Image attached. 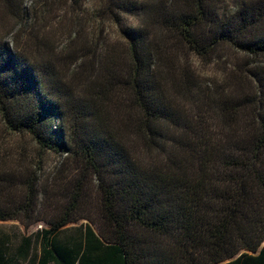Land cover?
I'll list each match as a JSON object with an SVG mask.
<instances>
[{"label": "trees", "instance_id": "16d2710c", "mask_svg": "<svg viewBox=\"0 0 264 264\" xmlns=\"http://www.w3.org/2000/svg\"><path fill=\"white\" fill-rule=\"evenodd\" d=\"M24 5L1 1L2 121L62 160L44 185L0 170V222L46 225L1 234L0 264H264V0H102L121 35L61 49ZM189 51L233 59L207 79Z\"/></svg>", "mask_w": 264, "mask_h": 264}, {"label": "rangeland", "instance_id": "374dc122", "mask_svg": "<svg viewBox=\"0 0 264 264\" xmlns=\"http://www.w3.org/2000/svg\"><path fill=\"white\" fill-rule=\"evenodd\" d=\"M1 1L0 17L3 15ZM101 3L102 0H25L24 7L28 12V16L26 20L20 22L22 25L19 26L18 30L24 27L31 29L34 26L35 32L49 38L50 42H54V46H57L59 49L63 46H82L79 42V44H71L70 38L76 32H81V27L83 26L89 27V31L92 32V35L94 34V36L89 35V39H92L99 33L101 25L105 28V37L116 39L122 32L119 27L108 21L102 24L98 19L97 11L100 10ZM6 15L8 17V14ZM121 18L125 22L124 28L128 25L136 27L139 22L137 17L129 14H121ZM1 30L2 27L0 26ZM28 36L26 35L25 37ZM13 41L11 37L10 42ZM88 46L92 45L89 44ZM229 53L230 51L223 53L224 59L220 64L206 66L199 62L190 51L188 55L198 71L207 79H212L215 75H218L217 78H221L224 73L222 71V63L231 62L233 59L232 53H230L231 55ZM261 61H264V58ZM61 160L62 158L55 153L42 152L34 140L27 134H14L9 131L2 121L0 112V170L2 169V172H5V170L11 171V174L17 178H23L27 172L37 173V176L40 178V185H44L49 180L51 182V180H54L53 178L57 177L55 173L60 166ZM94 212L95 209L92 208L85 215L97 219ZM38 213L42 217L49 218L54 211L53 209H49L45 204L39 208ZM82 224L86 225L90 223L87 220H81L77 224H71L68 227H79ZM25 226L19 221L0 222V235H7L11 242L14 243V247H17L23 237L34 236L38 231L46 228L43 222L33 224L30 227ZM91 226L98 232L95 224Z\"/></svg>", "mask_w": 264, "mask_h": 264}]
</instances>
